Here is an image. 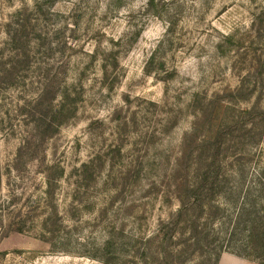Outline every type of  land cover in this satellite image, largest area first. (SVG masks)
<instances>
[{"label":"rangeland","instance_id":"rangeland-1","mask_svg":"<svg viewBox=\"0 0 264 264\" xmlns=\"http://www.w3.org/2000/svg\"><path fill=\"white\" fill-rule=\"evenodd\" d=\"M262 217L264 0H0V264H213Z\"/></svg>","mask_w":264,"mask_h":264},{"label":"trees","instance_id":"trees-1","mask_svg":"<svg viewBox=\"0 0 264 264\" xmlns=\"http://www.w3.org/2000/svg\"><path fill=\"white\" fill-rule=\"evenodd\" d=\"M63 97H64V94H63ZM62 103H63V99L61 98L60 103L58 102V104L55 107L51 105L50 107H52V109L54 108L59 113H62V110L64 108V105H62ZM52 109L47 110V108L45 109V106L42 109V112L40 114V124H39L42 128L45 127V129H43L42 134H45L47 129L49 128L55 131L57 130V126L60 125V124H55L52 122V120L48 119L49 118L48 113L49 112L51 113ZM74 110H75V106H74ZM222 143L223 142L221 140V136H219L218 138H214L212 142V145L215 148V155H214L215 158H217L218 156ZM28 146L29 144H27L24 148L28 149L29 148ZM210 173L211 172H206L205 175H203V177L199 178V181L201 182L202 180L204 182L207 179L214 180V177L210 176ZM193 195H194L193 199H195L196 194L194 193V191H193ZM259 220L254 219L248 222V226L246 227L245 238L244 240H241L239 244H237V242L235 241L231 242L233 239L229 238V240L226 242L224 246V248L227 250H222L221 248L217 253L216 252L214 253V258H213L214 263L213 264H218L220 253L223 251H230L231 253L237 256L255 258L256 260L259 261L260 264H264V231H261V229H264V217L259 218ZM114 243L116 242L113 239L111 238L107 239L103 246V250L104 251L107 250L109 247L114 245Z\"/></svg>","mask_w":264,"mask_h":264}]
</instances>
